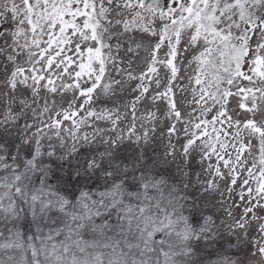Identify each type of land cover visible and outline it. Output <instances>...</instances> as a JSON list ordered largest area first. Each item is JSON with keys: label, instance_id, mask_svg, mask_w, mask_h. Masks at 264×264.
<instances>
[{"label": "snow or ice", "instance_id": "6c2138e0", "mask_svg": "<svg viewBox=\"0 0 264 264\" xmlns=\"http://www.w3.org/2000/svg\"><path fill=\"white\" fill-rule=\"evenodd\" d=\"M0 264H264V0H0Z\"/></svg>", "mask_w": 264, "mask_h": 264}]
</instances>
